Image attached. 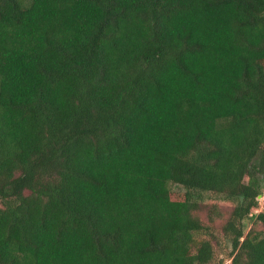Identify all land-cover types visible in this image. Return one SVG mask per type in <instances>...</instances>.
<instances>
[{
    "label": "trees",
    "instance_id": "obj_1",
    "mask_svg": "<svg viewBox=\"0 0 264 264\" xmlns=\"http://www.w3.org/2000/svg\"><path fill=\"white\" fill-rule=\"evenodd\" d=\"M263 189L264 0H0V264H210L209 193L264 264Z\"/></svg>",
    "mask_w": 264,
    "mask_h": 264
},
{
    "label": "rangeland",
    "instance_id": "obj_2",
    "mask_svg": "<svg viewBox=\"0 0 264 264\" xmlns=\"http://www.w3.org/2000/svg\"><path fill=\"white\" fill-rule=\"evenodd\" d=\"M170 198L173 200H179L183 198L184 188L177 184H170ZM234 203L228 200L218 198L217 195L212 193L207 194L205 201L201 207L194 211L203 225L205 230L202 234H197V239H207L211 242L214 249V258L210 264H230V250L231 245L224 236L223 225L227 221L230 213L233 209ZM264 206V189L263 194L260 196L259 205L256 208L258 211L263 209ZM256 213V210H252ZM254 228L260 230L263 225L255 223L253 219L246 218L244 220V231L247 232L249 229Z\"/></svg>",
    "mask_w": 264,
    "mask_h": 264
},
{
    "label": "built area",
    "instance_id": "obj_3",
    "mask_svg": "<svg viewBox=\"0 0 264 264\" xmlns=\"http://www.w3.org/2000/svg\"><path fill=\"white\" fill-rule=\"evenodd\" d=\"M256 210V212H258V210L257 209H255Z\"/></svg>",
    "mask_w": 264,
    "mask_h": 264
}]
</instances>
